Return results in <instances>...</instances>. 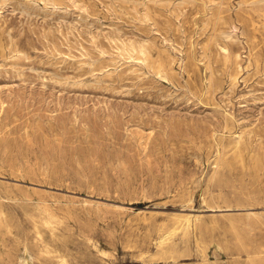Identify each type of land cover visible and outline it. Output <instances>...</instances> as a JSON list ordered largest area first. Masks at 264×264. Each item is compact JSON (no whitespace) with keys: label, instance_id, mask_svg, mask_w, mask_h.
I'll return each mask as SVG.
<instances>
[{"label":"rangeland","instance_id":"1","mask_svg":"<svg viewBox=\"0 0 264 264\" xmlns=\"http://www.w3.org/2000/svg\"><path fill=\"white\" fill-rule=\"evenodd\" d=\"M0 264H264V0H0Z\"/></svg>","mask_w":264,"mask_h":264},{"label":"bare ground","instance_id":"2","mask_svg":"<svg viewBox=\"0 0 264 264\" xmlns=\"http://www.w3.org/2000/svg\"><path fill=\"white\" fill-rule=\"evenodd\" d=\"M133 49V48H132ZM15 202V201H14Z\"/></svg>","mask_w":264,"mask_h":264}]
</instances>
